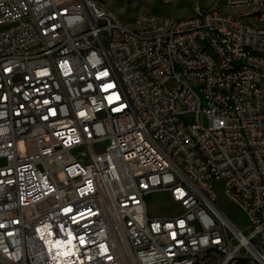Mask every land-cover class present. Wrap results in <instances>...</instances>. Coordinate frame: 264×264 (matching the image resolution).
Returning <instances> with one entry per match:
<instances>
[{
	"label": "built area",
	"instance_id": "1",
	"mask_svg": "<svg viewBox=\"0 0 264 264\" xmlns=\"http://www.w3.org/2000/svg\"><path fill=\"white\" fill-rule=\"evenodd\" d=\"M0 264H264V0H0Z\"/></svg>",
	"mask_w": 264,
	"mask_h": 264
},
{
	"label": "rangeland",
	"instance_id": "2",
	"mask_svg": "<svg viewBox=\"0 0 264 264\" xmlns=\"http://www.w3.org/2000/svg\"><path fill=\"white\" fill-rule=\"evenodd\" d=\"M101 2L107 5L123 23L133 27L134 17L138 12L153 11L166 16L182 17L194 13L196 3L202 7L209 8L213 0H177L169 3L159 0L146 3L128 2L126 0H101ZM221 8L226 11L230 10L223 5ZM202 121L204 125H208V120L205 116H203ZM218 190L220 195L219 203L224 209L234 215L237 212L235 205L226 198L220 186ZM151 207L162 214V216H171L176 212V205L171 201L168 192L153 193L148 202L149 211Z\"/></svg>",
	"mask_w": 264,
	"mask_h": 264
},
{
	"label": "crops",
	"instance_id": "3",
	"mask_svg": "<svg viewBox=\"0 0 264 264\" xmlns=\"http://www.w3.org/2000/svg\"><path fill=\"white\" fill-rule=\"evenodd\" d=\"M181 211V208L179 205H176V213H179ZM149 213L152 215V216H162V214H160L159 212L155 211L154 208L151 207Z\"/></svg>",
	"mask_w": 264,
	"mask_h": 264
}]
</instances>
